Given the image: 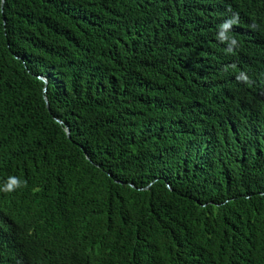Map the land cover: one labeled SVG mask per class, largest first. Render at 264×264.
I'll return each instance as SVG.
<instances>
[{"label":"trees","instance_id":"1","mask_svg":"<svg viewBox=\"0 0 264 264\" xmlns=\"http://www.w3.org/2000/svg\"><path fill=\"white\" fill-rule=\"evenodd\" d=\"M263 70L264 0H0V264H264Z\"/></svg>","mask_w":264,"mask_h":264},{"label":"clouds","instance_id":"2","mask_svg":"<svg viewBox=\"0 0 264 264\" xmlns=\"http://www.w3.org/2000/svg\"><path fill=\"white\" fill-rule=\"evenodd\" d=\"M239 23V13H234L231 18L228 20L224 21L221 25H219V31L217 33V38L227 44V49L226 51L229 53H232L235 48L239 47V42L234 36H230L229 32L232 29L233 25ZM240 24V23H239ZM252 27H255V25H252ZM258 58H261L263 53L262 51H257L255 52ZM256 64L252 63L251 64V70L253 71V68ZM264 71V70H263ZM260 72V73H263ZM237 79L249 83V86H252V78L248 77L246 73L241 72L238 76ZM27 186V181H21L18 177H10L9 180L5 183L3 187H0V191L3 192H13L21 187H26Z\"/></svg>","mask_w":264,"mask_h":264},{"label":"water","instance_id":"3","mask_svg":"<svg viewBox=\"0 0 264 264\" xmlns=\"http://www.w3.org/2000/svg\"><path fill=\"white\" fill-rule=\"evenodd\" d=\"M43 79L45 80V82H46V83H48V80H47V78H43ZM68 133H69V131H68Z\"/></svg>","mask_w":264,"mask_h":264}]
</instances>
